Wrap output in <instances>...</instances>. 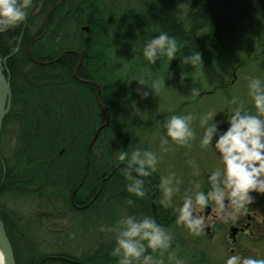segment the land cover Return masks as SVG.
Here are the masks:
<instances>
[{
	"label": "trees",
	"instance_id": "1",
	"mask_svg": "<svg viewBox=\"0 0 264 264\" xmlns=\"http://www.w3.org/2000/svg\"><path fill=\"white\" fill-rule=\"evenodd\" d=\"M85 2L87 8L81 6ZM92 2L44 0L35 16L28 8L24 23L0 32V70L12 88L0 136V219L16 264H117L110 255L113 228L127 215H151L168 230L173 211L156 201V176L146 170L141 177L145 196L138 199L126 191L131 181L125 176L128 167L135 176L136 166L117 160L121 151L130 153L131 138L129 124L113 116L124 98L135 94L137 77H145L124 71L122 57L127 53L140 62V38L147 41L167 32L180 45L178 52L181 47L190 54L201 52L204 66H210L226 58L250 29L264 28V0H151L149 12L143 8L135 15L139 29L114 26L99 6L96 19ZM180 5L188 8L184 17ZM85 22L89 33L81 29ZM181 59L161 57L157 62L177 66ZM88 81L99 84L101 92ZM107 115L109 123L90 148ZM8 135L13 141L5 150ZM11 198L35 199L38 205L28 213L10 206ZM59 219L72 225L63 241H43V230L60 234L54 229ZM69 234L81 235L85 242L88 237L89 242H108L103 249L100 244L79 249L83 243H70Z\"/></svg>",
	"mask_w": 264,
	"mask_h": 264
},
{
	"label": "rangeland",
	"instance_id": "2",
	"mask_svg": "<svg viewBox=\"0 0 264 264\" xmlns=\"http://www.w3.org/2000/svg\"><path fill=\"white\" fill-rule=\"evenodd\" d=\"M92 2L93 16L97 19L96 12L100 9L110 22L117 26L135 27L139 29L138 20L135 15L143 9L145 13L147 7L150 6L151 0H99L100 4L96 5V0ZM97 1V2H99ZM44 0H31L30 13L35 16L36 13L43 9ZM83 8L88 7V3L81 4ZM99 6V9H98ZM180 14L184 17L188 8L185 5L179 6ZM81 29L89 33L90 26L85 22L82 23ZM145 37L140 38L139 48L142 49ZM189 51L180 48L176 57H182L181 63L177 66L170 63L156 62L148 64V62L140 56V62H135L126 53L122 57L125 66L124 71H137V75L145 77H137L143 80V84L138 85L135 94H128L122 101L118 112L113 116L116 122H126L129 124L128 132L130 135V152L134 149L149 150L154 152L158 157V165L156 171L149 170L148 173L156 176L154 180L159 184L160 193L157 196V202L162 201V189L160 187L161 177H167L170 173H174L173 179H179L180 191L173 196V205L181 202V197L186 191L193 187V182L199 183L205 190L209 170H215L222 167L218 154L211 146L208 149H202L199 146V140L202 135V129L199 125V118L206 112L218 113L222 117L230 115L228 109L235 107L229 105L228 101L235 96L238 103H243L244 107L255 112L250 98L247 95V84L253 78H259L264 82V28L255 27L250 29L244 37L237 43L234 50L224 59L210 66H204V63L192 65L184 60V57L190 56ZM134 61V62H133ZM246 62H250L247 68H241ZM185 63V64H184ZM187 66L185 68V66ZM154 78H150V77ZM149 77V78H146ZM186 78V79H185ZM148 80V83L145 81ZM147 89L151 94L147 99H140L137 94L141 89ZM199 89V95L192 97L191 89ZM191 113L195 119L192 127L196 132V138L190 142L191 146H180L175 142L167 145H161L159 137L163 133L161 123L165 118L172 114L187 115ZM12 138L10 135L3 139L4 149L11 146ZM189 160L195 161L193 166L188 163ZM253 203L257 204L259 209L258 220H264V194H255ZM156 198V196H155ZM12 207H19L25 212L30 213L37 208V200L27 201L22 198H11L8 200ZM156 202V203H157ZM44 208V209H43ZM171 210L172 208L169 207ZM45 211V206L41 208ZM42 213V211H41ZM40 213V214H41ZM42 216H45L44 212ZM173 216V225L168 229L172 235V247L177 256L185 261V264H223L224 259L230 253L231 240L229 239V228L224 227L221 232V239H206L199 236L191 235L183 225L176 224L175 214ZM52 223L50 224V226ZM264 225V222H263ZM72 225L69 220L59 219L54 223V229H59L60 234L53 232H39L42 240H48L50 243L54 241H63L64 232L69 231ZM100 231H103L100 230ZM98 235V234H97ZM106 239L112 237L111 230L105 234ZM55 236L60 238L56 239ZM39 237V238H40ZM69 242L75 245L78 243L84 245L81 248L97 249L101 246L103 249L107 245V240H100L94 243L82 240L81 235L69 234ZM257 238H249L246 236L239 238V247L247 252L248 255H256L259 253L260 258H264V239L260 241ZM78 241V243H77ZM100 244V246L98 245ZM53 245V244H49ZM72 245V244H70ZM78 249V250H79ZM239 249V251H240ZM159 256L160 253H153ZM253 256V257H254ZM165 264L167 262V253H164Z\"/></svg>",
	"mask_w": 264,
	"mask_h": 264
},
{
	"label": "clouds",
	"instance_id": "3",
	"mask_svg": "<svg viewBox=\"0 0 264 264\" xmlns=\"http://www.w3.org/2000/svg\"><path fill=\"white\" fill-rule=\"evenodd\" d=\"M30 5L31 0H0V32L24 23ZM179 47L174 36L160 32L144 43L141 54L151 65L161 57L171 61L176 57ZM184 60L192 65L203 63L202 53H193L184 57ZM136 83L141 85L143 80H137ZM247 89L254 113L247 110L242 102L238 103L233 96L228 101L229 105H235L228 109L230 115L222 117L218 113L206 112L199 118L202 129L199 146L202 149L210 146L214 148L222 165L208 171V190H203L199 183L193 182V187L185 192L181 202L173 205V196L180 191V180L173 179L174 173L160 179L163 193L161 203L166 208H172L176 224L183 225L191 235L199 236L204 231L206 221L200 213L210 205L215 207L222 221L235 222L248 211V205L254 202L253 193L264 194V82L258 77L253 78L248 82ZM137 94L143 100L151 93L143 88ZM191 95L193 98L198 96L199 89L192 88ZM194 119L191 113L172 114L165 118L161 123L164 131L159 137L160 144L163 146L175 142L190 147V142L196 138L192 127ZM117 160H128L129 165L136 166L135 176L131 167L126 168V179L131 181L126 191L138 199L143 198L145 182L141 177L147 175L146 170L156 171L157 155L137 148L130 153L121 151ZM188 163L196 166L195 161L189 160ZM127 203L131 204L132 201ZM113 231L115 246L110 255L117 258V264H165L164 253H167L168 264H185L174 250L170 251L171 233L151 215H127L117 221ZM156 252L160 255L152 254ZM0 264H3L2 259ZM223 264H264V258L233 251L226 256Z\"/></svg>",
	"mask_w": 264,
	"mask_h": 264
},
{
	"label": "flooded vegetation",
	"instance_id": "4",
	"mask_svg": "<svg viewBox=\"0 0 264 264\" xmlns=\"http://www.w3.org/2000/svg\"><path fill=\"white\" fill-rule=\"evenodd\" d=\"M208 188L209 185L208 182H206L205 191H207ZM258 208H259L258 206L254 207L250 205L248 211L244 215L240 216L235 222H232L231 220L225 222L219 218V215L215 210V207L210 205L207 209H205L203 213H200L205 217V221H206L205 229L201 233L202 237L212 240L215 238L221 239V232H223L224 227L227 226L229 228V233H228L229 239L231 240V245L233 246L230 249V253H232L233 251H238L242 255L247 256V252L244 251V248H242V250L239 248L240 251L238 249L239 238L243 236L249 238L256 237L257 238L256 240L260 242L261 240L264 239V225H263L264 220L257 219V215H259L258 211L260 209ZM254 257H256V255ZM257 257H259V253H257Z\"/></svg>",
	"mask_w": 264,
	"mask_h": 264
},
{
	"label": "water",
	"instance_id": "5",
	"mask_svg": "<svg viewBox=\"0 0 264 264\" xmlns=\"http://www.w3.org/2000/svg\"><path fill=\"white\" fill-rule=\"evenodd\" d=\"M51 14V13H50ZM95 84L98 87V94L101 92V87L94 81H88ZM99 95H97L98 98ZM12 102V88L10 85L9 78L6 74L0 70V136L2 132L3 122L10 111ZM106 123L100 126L95 134L94 139L90 144V148L93 146L94 142L97 140L101 130L109 123L110 117L106 116ZM153 206L155 207V195L152 196ZM208 212V211H207ZM234 234V233H233ZM234 236V235H233ZM0 253L2 254L4 264H16L15 256L11 241L7 235L5 224L0 219Z\"/></svg>",
	"mask_w": 264,
	"mask_h": 264
},
{
	"label": "bare ground",
	"instance_id": "6",
	"mask_svg": "<svg viewBox=\"0 0 264 264\" xmlns=\"http://www.w3.org/2000/svg\"><path fill=\"white\" fill-rule=\"evenodd\" d=\"M15 256V255H14ZM0 259H2L3 260V258H2V254L0 253ZM4 264V263H3Z\"/></svg>",
	"mask_w": 264,
	"mask_h": 264
}]
</instances>
